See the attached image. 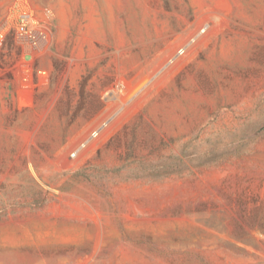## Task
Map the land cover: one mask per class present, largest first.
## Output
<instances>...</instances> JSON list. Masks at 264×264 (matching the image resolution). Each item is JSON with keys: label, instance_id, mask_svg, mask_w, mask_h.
Instances as JSON below:
<instances>
[{"label": "rangeland", "instance_id": "rangeland-1", "mask_svg": "<svg viewBox=\"0 0 264 264\" xmlns=\"http://www.w3.org/2000/svg\"><path fill=\"white\" fill-rule=\"evenodd\" d=\"M0 29V264H264V0H0Z\"/></svg>", "mask_w": 264, "mask_h": 264}, {"label": "built area", "instance_id": "built-area-1", "mask_svg": "<svg viewBox=\"0 0 264 264\" xmlns=\"http://www.w3.org/2000/svg\"><path fill=\"white\" fill-rule=\"evenodd\" d=\"M206 30H207V27L201 29L200 33L204 34ZM18 31L20 35L24 38L34 39L38 37V39L43 44L49 43V36H48L47 31L44 30L43 28H40L37 25L35 18L29 11H24L19 17V30ZM5 39H6V32L0 29V48L3 47ZM194 42H195L194 38H190L188 43H186L184 46L180 47L177 50L176 56L168 60V64L172 65L177 61L178 58L184 56L187 53L189 46ZM23 68H24V71L27 73L31 71L30 65H28V63L26 62L23 63ZM38 73L40 77L42 78L43 83H46L49 79V72L47 70H39ZM24 81H25V84L29 85L26 77L24 78ZM125 96H126L125 86H123V84L121 83L117 86L106 89L103 94V100L107 106H110L114 102H119L121 106L124 107L129 100V98L128 97L125 98ZM118 115H119L118 112L117 113L108 112L104 114V117L100 120L97 127L90 132V139L95 140L98 137H100V135L110 127L111 123L113 122V120H115L118 117ZM82 146H85V145L82 144ZM72 155L75 156L74 154Z\"/></svg>", "mask_w": 264, "mask_h": 264}]
</instances>
